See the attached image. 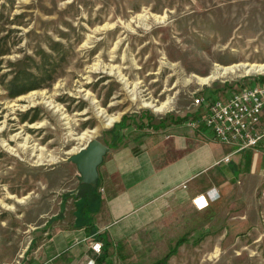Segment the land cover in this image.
I'll list each match as a JSON object with an SVG mask.
<instances>
[{"label":"rangeland","instance_id":"rangeland-1","mask_svg":"<svg viewBox=\"0 0 264 264\" xmlns=\"http://www.w3.org/2000/svg\"><path fill=\"white\" fill-rule=\"evenodd\" d=\"M263 61L264 0H0V264L23 262L45 220L74 218L81 184L68 156L88 139L112 146L192 119L264 73L199 78ZM165 100L162 112L143 105ZM261 171L255 224L178 226L130 264H264V159Z\"/></svg>","mask_w":264,"mask_h":264},{"label":"crops","instance_id":"crops-1","mask_svg":"<svg viewBox=\"0 0 264 264\" xmlns=\"http://www.w3.org/2000/svg\"><path fill=\"white\" fill-rule=\"evenodd\" d=\"M190 119L148 124L106 144L97 186L80 183L74 218L45 220L20 264H116V258L130 264L128 256L135 257L131 253L141 243L149 247L147 242L178 226L255 224L263 141L235 151ZM246 194L254 203L241 209ZM199 195L206 203H194Z\"/></svg>","mask_w":264,"mask_h":264},{"label":"built area","instance_id":"built-area-1","mask_svg":"<svg viewBox=\"0 0 264 264\" xmlns=\"http://www.w3.org/2000/svg\"><path fill=\"white\" fill-rule=\"evenodd\" d=\"M204 102L203 96H197L192 104L200 106ZM189 124L205 126L217 141L234 145L235 151L256 146L264 140V81L213 98ZM193 200L198 205L206 203L200 200V195Z\"/></svg>","mask_w":264,"mask_h":264},{"label":"water","instance_id":"water-1","mask_svg":"<svg viewBox=\"0 0 264 264\" xmlns=\"http://www.w3.org/2000/svg\"><path fill=\"white\" fill-rule=\"evenodd\" d=\"M108 146L97 138L88 139L76 152L70 154L68 159L73 162L78 172L80 183L97 186V167L102 162Z\"/></svg>","mask_w":264,"mask_h":264},{"label":"bare ground","instance_id":"bare-ground-1","mask_svg":"<svg viewBox=\"0 0 264 264\" xmlns=\"http://www.w3.org/2000/svg\"><path fill=\"white\" fill-rule=\"evenodd\" d=\"M240 69H243L245 73H256V72L264 73V61L260 63H240V64H232L224 67H218L215 72L211 73L210 76L205 78H199V81L203 83H207L209 81L219 78L220 76L226 74L227 72H234ZM170 103H171L170 100H165L156 104L153 102H145L143 103V105L151 107L154 111L162 112L170 105ZM116 118L117 117L115 116H108L106 124H110ZM84 133H86V131H84L83 134Z\"/></svg>","mask_w":264,"mask_h":264},{"label":"clouds","instance_id":"clouds-1","mask_svg":"<svg viewBox=\"0 0 264 264\" xmlns=\"http://www.w3.org/2000/svg\"><path fill=\"white\" fill-rule=\"evenodd\" d=\"M212 192H215V189H213Z\"/></svg>","mask_w":264,"mask_h":264},{"label":"trees","instance_id":"trees-1","mask_svg":"<svg viewBox=\"0 0 264 264\" xmlns=\"http://www.w3.org/2000/svg\"><path fill=\"white\" fill-rule=\"evenodd\" d=\"M181 241H183L182 239H180Z\"/></svg>","mask_w":264,"mask_h":264}]
</instances>
